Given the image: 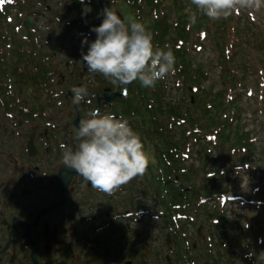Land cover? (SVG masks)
Here are the masks:
<instances>
[{
  "label": "rangeland",
  "instance_id": "1",
  "mask_svg": "<svg viewBox=\"0 0 264 264\" xmlns=\"http://www.w3.org/2000/svg\"><path fill=\"white\" fill-rule=\"evenodd\" d=\"M4 1L0 0V3ZM18 2L23 6L30 5L32 11L41 12L42 17H37L36 24H50L55 31L63 32L61 37H64V33L71 27L65 22L66 19L73 18L74 13L70 11L71 7L76 8V10L85 7L84 4L76 0L68 1V3L64 0H29L28 2L19 0ZM44 5H48L49 8L45 10ZM92 21L90 16H86V21L77 28L91 31L94 25ZM235 28H237L238 34L232 35ZM224 29L226 32L225 44L228 45L230 40L235 42L233 54L230 49L222 53V51L215 48L211 40H208L197 53H192L194 63L201 64L203 70H205V75L200 82L203 88L201 91L193 92L191 89L188 90L186 85L185 87L179 86L172 81L170 74L165 78L163 99L166 105L169 103L174 106L178 114L184 116L183 120L186 119L185 111H188L187 116L189 115L195 123H198L199 120L205 123L206 129H203L199 123L196 133L192 134L186 131L184 140L189 142V146L186 145V148L184 142L181 143L183 139L179 135L181 130L190 127L187 120L186 122L178 120L177 125L176 121L171 120L166 123V118H163V115H158L159 122L165 128H171V134L175 140H181V142L178 141V151L186 154L183 166L191 167V171L188 173L189 180H186V182L181 180L183 183L192 185L197 191L202 190L205 154L207 153L210 156L206 162L212 164L210 172L217 189V192L212 196L215 199L201 203L199 197L196 200V208L194 210H191L193 206L188 208L191 211H189L187 217L182 219L179 216L182 233L186 237L187 243L192 244L194 242L193 250L190 253L198 258L196 263H199L200 260V264H203V261L206 260L207 264H226L228 262L231 264L232 260H235V264H264V7L259 10L240 9L236 11L225 19L222 30L224 31ZM44 31L46 30L41 29L42 33ZM254 35L257 37L256 40L260 41V47L258 46V48L252 47L255 41ZM244 38H246L245 43ZM218 47L220 48V46ZM46 50L54 51L57 54L54 58V68L66 78L63 71L64 58H62L65 55L64 48L59 49L48 46ZM45 53L47 54V52ZM222 54L227 59L229 57V59L220 61L223 62L220 65L219 58L223 56ZM224 69L229 73L225 79L226 83H223L222 73ZM59 73H57V78H59ZM74 80L78 79L75 78ZM95 86L97 87V85ZM89 88H93V86L91 85ZM204 88L206 89L204 90ZM215 92L222 96L223 101L227 98H234L233 102L236 106L214 111L207 104L209 98ZM132 96L135 99L134 103H137L135 93ZM190 100L191 106L188 105ZM201 104L207 108L206 115L203 113L204 108L200 107ZM123 108L128 111L130 106L125 105ZM225 111L229 117L228 126L224 125L225 128L220 130L221 132H215L214 126L218 124L220 117L218 120L214 115L219 116L221 112ZM55 112L57 113V122L60 126L65 125V127L70 126L69 123L77 114L80 116L86 113L79 110L74 111L70 103L67 110L63 109L60 112L59 109ZM124 114L130 116V112ZM207 117L213 119L214 124L208 122ZM226 132H229L228 135L232 138L247 137L251 141V146L244 152H242L243 148L241 151L234 150L231 147L232 141L229 137L226 138ZM206 133L215 134V137L207 138ZM69 135H65L64 138H72ZM60 136L62 137V134ZM193 137H197V140L195 141ZM68 142L67 148H70L71 142ZM146 147L150 157L154 159L152 143H147ZM206 150L208 151L205 152ZM151 163L154 164L155 162ZM206 167L207 165H205ZM10 178L11 175L6 169L0 166V181H7ZM150 188L151 186H147L145 189L151 192ZM15 194L16 198L20 200L13 198ZM149 196L152 197L150 193L147 196H139L137 192L135 197L128 194V197L126 196L124 199L117 198L118 201L113 203V206L117 210H124L129 208L128 206L137 204L153 211L158 210L159 206H156L154 199L151 201ZM0 197H3V203L7 201V198H10L19 202L23 201L27 206L28 204L33 205V208L38 206L35 198L34 200L24 198L7 187L0 190ZM114 198H109L107 201L115 200ZM214 207L221 215L220 222L217 220L216 224H212L211 215L210 220L206 218L207 214H211L209 212H213ZM0 208L2 210L3 207L0 206ZM146 221L144 218L142 223L134 224L130 222L127 229L131 233H136V235L142 232L144 235L153 233L156 240L150 241L154 244L151 248L158 251L157 253L150 251L146 261L153 262V264H163L160 263V259L158 261L154 259V254L161 251L159 247L163 245L159 241H162L160 239L165 237L168 226L167 224L163 225V218L160 217H148ZM123 226H125V223H122ZM197 231H199V234H196ZM104 232L105 235L102 232L97 234L98 237L108 238L111 235V231ZM124 234L129 233L124 231ZM124 236L127 244H132L129 235ZM123 237L121 240H123ZM132 246L133 248L137 247ZM155 247H158V249ZM139 249L141 248L138 244ZM182 252L184 250H180L177 254ZM125 256H127V253L118 258L117 264H122L120 259Z\"/></svg>",
  "mask_w": 264,
  "mask_h": 264
},
{
  "label": "flooded vegetation",
  "instance_id": "2",
  "mask_svg": "<svg viewBox=\"0 0 264 264\" xmlns=\"http://www.w3.org/2000/svg\"><path fill=\"white\" fill-rule=\"evenodd\" d=\"M56 33L49 30L36 35L42 40L33 42L36 47L31 46L27 52L28 63L21 56L14 58L19 71L8 74L21 82L6 83L0 88V166L11 175L9 180L0 181V190L7 187L24 198H35L38 203L33 208L17 201L20 199L16 194L13 198L17 200L7 198L4 203L0 197L3 207L0 208V264H117L125 253L127 256L120 259L122 264H153L146 261L150 251L145 246L138 250L136 233L127 229L132 217L124 214L132 213V206L124 210L113 206L117 198L131 195L134 185L149 186L151 175L147 174L145 182L133 178L107 194L92 188L80 174L62 165L61 145L67 147L70 141V148L75 147L76 127L72 120L69 127L60 126L55 111L67 110L69 103L76 111L81 109V102L74 105V93L70 91L74 80L57 78L55 52L46 50L48 46L58 47V39L62 37ZM25 69L30 72L26 73ZM89 74L94 75L91 71ZM26 79L29 87L24 83ZM42 80L44 89L39 87L41 83H36ZM76 85L86 89L89 102L99 105L104 103L103 96L109 97L120 90L106 78L101 84L94 83L97 89L89 88L91 85L87 83L76 82ZM121 100L113 96L108 103L116 105ZM68 134L72 138H64ZM113 197L115 200L107 201ZM104 231H111V235L99 238L97 234L105 235ZM123 235H129L132 244H127Z\"/></svg>",
  "mask_w": 264,
  "mask_h": 264
},
{
  "label": "clouds",
  "instance_id": "3",
  "mask_svg": "<svg viewBox=\"0 0 264 264\" xmlns=\"http://www.w3.org/2000/svg\"><path fill=\"white\" fill-rule=\"evenodd\" d=\"M79 2L84 4V0ZM191 4L195 11L190 20L195 23L197 14L212 21L227 19L240 9L259 10L264 0H191ZM89 11L85 5L84 12ZM91 31L95 38L81 41L87 44L82 60L89 71L114 84L139 81L141 86L153 88L176 70V57L170 48L154 46L152 33L143 22L122 19L111 7L103 9V19ZM73 93L78 103L86 89L74 88ZM75 139L74 148L61 145L62 165L75 170L98 191L111 194L146 171L149 160L144 144L126 119L94 108L79 120Z\"/></svg>",
  "mask_w": 264,
  "mask_h": 264
},
{
  "label": "trees",
  "instance_id": "4",
  "mask_svg": "<svg viewBox=\"0 0 264 264\" xmlns=\"http://www.w3.org/2000/svg\"><path fill=\"white\" fill-rule=\"evenodd\" d=\"M87 1L89 2L88 7L92 8L91 13L99 15V21L101 22L103 16L100 9L95 3L93 4V0ZM103 6L104 8L111 7L115 9L122 19L131 17L143 22L152 33L154 46L159 48L167 46L173 51L176 57V70L174 73H171L174 80L181 83V85L190 86L195 92L203 89L200 82L205 75V70H203L201 64L194 63L192 60V51H199L203 42L208 39L212 40L213 45L219 51L223 52L221 47L223 43L221 40L224 39V32L222 27L219 26L223 24V19L212 21L203 15L197 14L195 23L191 22L190 16L193 11H195V6L191 4V0H104ZM16 10L17 11L13 13V17L11 15L12 19L14 18L12 23L5 22V16L0 14V26L3 24L16 25V22L20 21V15H22L21 11H24V9L20 6H16ZM10 31L9 29L8 32ZM254 40L252 47L258 48L259 43L255 38ZM245 41L246 38H244V43ZM230 45L233 46L234 43H230ZM218 46H220V48ZM233 50L234 46L232 47V52ZM220 61L227 60L225 57L221 56L219 58V63L220 65L223 64V62ZM222 76L223 82L226 83L225 79L228 77V74L225 69ZM131 88L136 98L140 97L141 100L134 103L132 99L134 93L132 92L131 97L129 96L128 101L125 102L127 107L130 106V109L127 111L122 107V112H130L129 118H133L132 120L135 119L136 125L133 126V128L139 134L140 138L152 140L155 147H160L159 149L163 148L166 142L164 140L165 131L162 129L163 124L158 120V115L164 116L165 114L168 117L178 118L179 114L175 107L171 106L169 103L167 106L166 103L161 101L164 90L162 80L158 81L153 88L143 87L139 81H134L131 83ZM150 98H152L153 101H149ZM149 103L152 104L150 105ZM232 103L231 101L224 102L222 96L215 93L209 98V103L207 105L211 106L214 111H219L225 107H231V105H234V103ZM201 106L204 108L203 113L206 115L207 108L204 107L203 104H201L200 107ZM214 117H218L217 114L214 115ZM227 119L228 117H224L219 124L223 127L226 125ZM187 120L190 126L195 124L189 115ZM207 121L212 124L215 122L209 117H207ZM226 138H228V134H226ZM245 138L246 137L238 136L235 138V143ZM238 143H240V141ZM158 162L162 166L161 168L165 170L164 162L162 160H158ZM186 179H188V176H186ZM172 194V191H170V200L176 203L180 202L181 199L178 195L173 196ZM181 195L182 193L180 192L179 196ZM184 199L186 203L189 201L186 193Z\"/></svg>",
  "mask_w": 264,
  "mask_h": 264
},
{
  "label": "water",
  "instance_id": "5",
  "mask_svg": "<svg viewBox=\"0 0 264 264\" xmlns=\"http://www.w3.org/2000/svg\"><path fill=\"white\" fill-rule=\"evenodd\" d=\"M23 23H24L25 26L30 25L31 22H30L29 17H25L24 20H23ZM68 36L70 37L69 38V43H70L72 41L73 37H74V32H72L71 34H68ZM106 99H110V97H106ZM75 123H77V120H75ZM49 209H44V210L41 211V213H43V212H45V211H47Z\"/></svg>",
  "mask_w": 264,
  "mask_h": 264
}]
</instances>
